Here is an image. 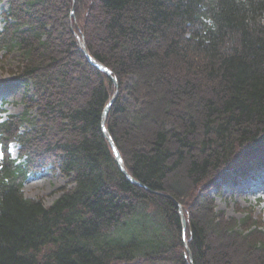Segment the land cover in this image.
I'll return each instance as SVG.
<instances>
[{"label":"trees","instance_id":"16d2710c","mask_svg":"<svg viewBox=\"0 0 264 264\" xmlns=\"http://www.w3.org/2000/svg\"><path fill=\"white\" fill-rule=\"evenodd\" d=\"M4 2L33 95L0 121V264H264V222L209 193L264 166V0ZM48 168L50 206L24 193Z\"/></svg>","mask_w":264,"mask_h":264},{"label":"rangeland","instance_id":"374dc122","mask_svg":"<svg viewBox=\"0 0 264 264\" xmlns=\"http://www.w3.org/2000/svg\"><path fill=\"white\" fill-rule=\"evenodd\" d=\"M7 9V2L0 5V28L3 26L2 12ZM13 57L0 59V121L8 115L22 114L25 111L23 99L33 95L32 86L15 79L11 74L17 64ZM10 151L13 158H17L18 147L12 145ZM233 173L234 170H230L226 181L210 189L217 210L225 212L228 217L241 219L243 214L239 211L249 209L254 218L258 217L264 222V166L249 170L243 179ZM64 187H72L69 179L61 172L48 168L28 178L24 193L28 198L42 199L46 206H50L62 194L61 189Z\"/></svg>","mask_w":264,"mask_h":264},{"label":"water","instance_id":"95a60500","mask_svg":"<svg viewBox=\"0 0 264 264\" xmlns=\"http://www.w3.org/2000/svg\"><path fill=\"white\" fill-rule=\"evenodd\" d=\"M72 15H74V10L72 11ZM82 48H83V52L86 54V57L88 58V60H89V61H90L95 67H97L98 69H100L101 71H103V72H104L109 78H111V79L113 80V82L115 83L116 87H118V83H117L116 79L113 78V76H112V74H111V71H110L108 68H106L104 65H102V64H100V63H98V62H96V61H95V60H94V59H93V58L87 53V51H86V45H85V42H84V41H83V43H82ZM116 94H117V93H116ZM114 100H115V97L109 102V104H108L107 107L105 108V112H104V116H105V118L107 117V115H108V113H109V111H110L111 105H112V103L114 102ZM103 131H104V133H105V135H106V134H107V131H106V128H105V125H104V124H103ZM107 139L109 140L110 146H111V148H112V150H113V152H114V155H115V159H116V161L119 163L122 172L127 176V178H128L131 182H133V183H135V184H137V185H140V183L137 182L136 180H134V179L128 174V172L125 170V168L123 167V161H122L121 155H120L118 149L116 148V146H115L113 140H112L110 137H108V136H107ZM166 196L169 197V198H172L170 195H166ZM177 205H178V207H179V209H180V214H181V217H182V223H183V230H184V233H185V232H186V220H185V218H184V215H183V211H182L181 205H180L179 203H177ZM185 244H186V246H187V243H185ZM187 248H188V247H187ZM190 259H191V263L193 264L191 255H190Z\"/></svg>","mask_w":264,"mask_h":264},{"label":"snow or ice","instance_id":"6c2138e0","mask_svg":"<svg viewBox=\"0 0 264 264\" xmlns=\"http://www.w3.org/2000/svg\"><path fill=\"white\" fill-rule=\"evenodd\" d=\"M2 155H3V154H2V153H0V158H2Z\"/></svg>","mask_w":264,"mask_h":264}]
</instances>
